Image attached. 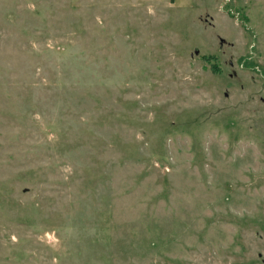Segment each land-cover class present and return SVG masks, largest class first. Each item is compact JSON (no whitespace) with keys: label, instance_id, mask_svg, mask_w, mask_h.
I'll return each instance as SVG.
<instances>
[{"label":"rangeland","instance_id":"1","mask_svg":"<svg viewBox=\"0 0 264 264\" xmlns=\"http://www.w3.org/2000/svg\"><path fill=\"white\" fill-rule=\"evenodd\" d=\"M0 264H264V0H0Z\"/></svg>","mask_w":264,"mask_h":264}]
</instances>
